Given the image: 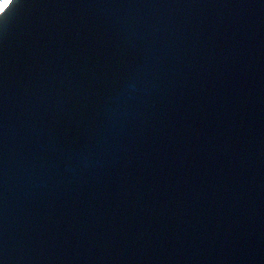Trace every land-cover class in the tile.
Instances as JSON below:
<instances>
[{
  "label": "water",
  "instance_id": "95a60500",
  "mask_svg": "<svg viewBox=\"0 0 264 264\" xmlns=\"http://www.w3.org/2000/svg\"><path fill=\"white\" fill-rule=\"evenodd\" d=\"M0 261L264 264V0L18 8Z\"/></svg>",
  "mask_w": 264,
  "mask_h": 264
},
{
  "label": "snow or ice",
  "instance_id": "6c2138e0",
  "mask_svg": "<svg viewBox=\"0 0 264 264\" xmlns=\"http://www.w3.org/2000/svg\"><path fill=\"white\" fill-rule=\"evenodd\" d=\"M33 2L34 0H0V33H3L8 18L14 15L18 8L32 6ZM0 264L3 262L0 261Z\"/></svg>",
  "mask_w": 264,
  "mask_h": 264
}]
</instances>
